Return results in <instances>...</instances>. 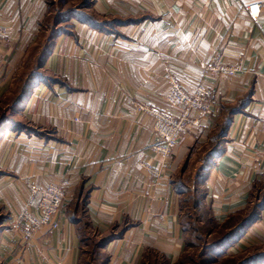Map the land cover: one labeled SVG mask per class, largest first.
<instances>
[{"label": "crops", "instance_id": "0c3cea01", "mask_svg": "<svg viewBox=\"0 0 264 264\" xmlns=\"http://www.w3.org/2000/svg\"><path fill=\"white\" fill-rule=\"evenodd\" d=\"M51 1L0 0V21L9 27L0 47V97L9 96L24 56L38 45L43 69L65 83L39 84L0 126V264H78L77 225L67 210L86 195L93 232L116 236L103 249L108 264H141L148 247L175 262L185 238L174 176L196 145L207 142L222 105L247 93L223 153L206 169L204 204L223 221L244 209L264 173V0H92L89 9L113 23L111 32L72 17L70 32L58 36L45 28ZM252 3L260 5L255 16L246 10ZM213 59L240 72L205 73ZM170 76L188 91L212 87L214 117L190 126L154 178L143 168H161L150 150L153 120L136 107L172 110L165 100ZM63 179L70 186L58 228L43 227L24 240L13 227L30 187L43 190ZM257 247L264 249V209L228 253Z\"/></svg>", "mask_w": 264, "mask_h": 264}, {"label": "trees", "instance_id": "16d2710c", "mask_svg": "<svg viewBox=\"0 0 264 264\" xmlns=\"http://www.w3.org/2000/svg\"><path fill=\"white\" fill-rule=\"evenodd\" d=\"M63 1V0H62ZM92 0H77V3L74 6L66 10V12H60L58 15L63 17V21H69L72 17L78 18L81 22L93 26L95 30H99L100 32H111L113 23L108 21L103 16L98 15L93 11L87 10L91 5ZM110 25V26H109ZM71 24H68L67 28H57L52 32V36H58L62 32L69 33ZM53 39V38H51ZM49 39V41L51 40ZM52 41V40H51ZM38 57V56H37ZM35 58L33 66L29 69V73L25 74V77L19 78L13 87L12 93L7 96L5 99H0L1 103H4V107L1 108L0 112V126L5 125L8 114L11 112H16L21 110L24 103L31 96L32 91L39 84H51V83H59L61 85H65L63 80L58 77H55L51 73L47 72L43 69L42 62L44 55L41 57ZM22 83H21V82ZM250 100V93H247L245 97L240 98L237 102L233 104H223L221 110V117L218 122L215 124L214 128L211 130L210 135L208 137L207 142L208 146L211 145L212 151L209 154V163H213V161L219 157L223 153V144L225 143V138L228 133V129L232 122V118L235 114L241 113L244 110L245 105ZM206 144V143H205ZM206 159V161H207ZM208 162V161H207ZM173 185L176 193L179 196L181 193L178 190V183L173 180ZM254 201H257L254 203ZM204 200L198 202L200 207L205 205ZM87 203V195L81 201H73L70 203V207L68 206L67 216L70 221L77 225V235L80 242V260L78 264H80L82 254L84 252L83 246L85 244L83 238V229L85 231H93L88 222V216L86 214L85 205ZM180 207V204H179ZM209 209V207L207 206ZM264 209V173L261 175V179L254 182L252 189L249 194V199L244 207V209L235 211L227 215V217L223 221H217L213 216L211 210L209 209L210 217L212 220L217 222L221 227L225 229V233L218 238L216 241L211 242V244H207V258L204 260L209 263H215L219 257L228 256L231 261H226L224 264H262L264 263V249L254 248L250 251L244 252L239 255H232L228 253V249L231 245L238 242L244 232L260 218V213ZM81 210L82 219L77 214ZM234 222V223H233ZM180 226L184 232H186V228L184 227L183 220L180 216ZM109 234L108 236H104L99 240V243H96V247L98 249L95 252V255L99 258H103L104 264H108L109 258L103 252L105 246L115 239L114 233ZM181 256V255H180ZM181 259V258H180ZM179 259V260H180ZM177 260L174 263H171L170 260L166 257L165 253L160 252L156 248H146L142 254L141 264H177L179 262ZM202 264V263H201Z\"/></svg>", "mask_w": 264, "mask_h": 264}, {"label": "built area", "instance_id": "2783aa9c", "mask_svg": "<svg viewBox=\"0 0 264 264\" xmlns=\"http://www.w3.org/2000/svg\"><path fill=\"white\" fill-rule=\"evenodd\" d=\"M246 10L249 15L255 16L260 13V5L252 3L246 6ZM8 35L9 27L0 22V47ZM204 72L232 78L240 72V66L224 65L213 59L204 66ZM169 83L165 100L172 110H162L144 104L136 107L139 114L153 120L154 141L150 150L160 158L161 168H155L149 163H143V168L154 178L161 175V170L167 166L175 147L190 126L206 124L214 117L210 101L214 94L212 87L198 84L192 91H188L181 81L173 76L169 77ZM69 186L68 179L50 183L43 190L31 186L25 207L14 220L13 230L21 232L22 238L27 240L43 227L57 229V215L66 199Z\"/></svg>", "mask_w": 264, "mask_h": 264}, {"label": "rangeland", "instance_id": "374dc122", "mask_svg": "<svg viewBox=\"0 0 264 264\" xmlns=\"http://www.w3.org/2000/svg\"><path fill=\"white\" fill-rule=\"evenodd\" d=\"M51 2L50 13L46 19L45 28L50 29V26L52 27V30H56L57 28H67L69 23L63 21V17L58 14L62 11L71 9L77 2L73 3V1L69 0H52ZM89 8L87 10L91 11ZM39 50L40 45L32 48L31 53L26 55V57L24 56V59L28 60L26 62L24 61L23 69H20L17 73L18 75L15 76L11 92L19 78L22 80V78L25 77V74L29 73L28 69L34 64L32 60L37 56H42L41 53L38 55ZM41 51L43 50H40V52ZM0 99H3V97H0ZM3 107L4 103L0 102V112ZM208 144L209 143L206 142V144L196 145L189 158H186L180 164L173 179L178 183V190L181 192L179 193L180 216L183 220L184 227L186 228V232L183 233L185 246L179 257V259H181H178L179 262H177V264H224L227 260L231 261L232 259H229L230 257L224 255L219 257L215 263H204V260L207 258L206 248L209 246H207V244L216 241L225 233V229L211 219L212 217L210 216L207 206L203 205V207H200L198 205V202L201 201V199H204V177L206 169L210 165V160L207 158L212 151V147L211 145L208 146ZM256 202L257 201H254V203ZM77 216L82 219L81 210ZM82 233L85 244L83 246L84 252L80 264H104V259L95 255V252H97L96 249H98L96 243H99V240L102 237L93 231H85L84 229Z\"/></svg>", "mask_w": 264, "mask_h": 264}]
</instances>
